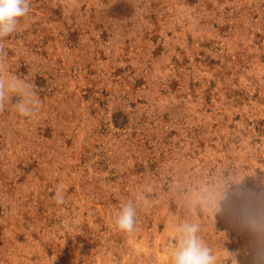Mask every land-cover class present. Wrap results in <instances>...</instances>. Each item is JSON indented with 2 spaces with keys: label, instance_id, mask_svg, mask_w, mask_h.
<instances>
[{
  "label": "rangeland",
  "instance_id": "374dc122",
  "mask_svg": "<svg viewBox=\"0 0 264 264\" xmlns=\"http://www.w3.org/2000/svg\"><path fill=\"white\" fill-rule=\"evenodd\" d=\"M4 47L42 104L0 112V264H169L184 221L264 264V0H31Z\"/></svg>",
  "mask_w": 264,
  "mask_h": 264
},
{
  "label": "clouds",
  "instance_id": "9594fccd",
  "mask_svg": "<svg viewBox=\"0 0 264 264\" xmlns=\"http://www.w3.org/2000/svg\"><path fill=\"white\" fill-rule=\"evenodd\" d=\"M30 12L31 0H0V112L11 106L26 118L38 115L42 101L31 83L12 75L5 77L7 51L4 41L17 31L21 20L29 17ZM54 198L57 204L65 203L63 186L56 190ZM147 205V199L139 193L134 199H128L115 217L116 228L133 234L136 231L138 209L146 210ZM213 207L219 210L215 203ZM241 224L253 232L264 231V216L246 209L241 215ZM199 232L200 225L196 222L184 221L175 226L169 245V264H217V256Z\"/></svg>",
  "mask_w": 264,
  "mask_h": 264
}]
</instances>
